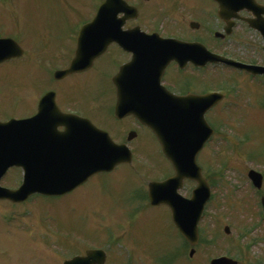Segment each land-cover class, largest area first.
Masks as SVG:
<instances>
[{
    "label": "rangeland",
    "instance_id": "1",
    "mask_svg": "<svg viewBox=\"0 0 264 264\" xmlns=\"http://www.w3.org/2000/svg\"><path fill=\"white\" fill-rule=\"evenodd\" d=\"M100 1L0 0V33L24 32L20 42L28 45L26 50L32 52H39L41 42H51L53 50L62 49L69 46L70 29L77 25V21L92 17ZM74 9L84 15H73ZM232 50L235 55L246 56L243 47L240 51ZM247 53L249 55L250 51ZM27 58L29 56L23 59L24 62L0 67L2 106L12 112L24 108L22 100L27 101L32 94L46 87L44 70ZM102 63L110 69L109 58ZM225 76L237 82L238 92L234 94L233 87H228L229 97L222 113H214L226 117L228 122V128L224 129L225 133L228 131L225 143L223 134L219 133L200 154L204 170L208 171V166L213 165V168L223 167L224 174L212 188L215 199L206 207L202 219L209 240L199 250L197 263L190 261L188 253L183 260L179 259L183 242L166 208L131 206V200L138 202L134 194L140 189L139 181L126 169H119L60 198L35 197L29 204L18 208L1 203L0 264H63L67 258L85 251L86 246L93 248L97 244L112 251L111 264H129V254L135 257L132 264H168L171 261H176L174 264L187 261V264H208L210 258L229 253L237 255L236 251H250L242 256V264H256L258 259L264 261L262 207L248 178L250 169L264 173V90L246 76L228 71ZM238 95H241L239 100ZM134 145L152 166L162 170L167 168L154 139L146 135ZM218 158L221 159L216 160ZM16 173L10 171L2 185L14 188L17 180L20 179L21 183L23 175L21 171ZM194 187L195 183H188L182 194H190ZM225 225L231 227L230 235L225 234ZM110 238L114 241L119 238L122 242L112 247L106 242ZM253 239L260 240L247 250ZM125 256L127 261L120 262L119 259Z\"/></svg>",
    "mask_w": 264,
    "mask_h": 264
},
{
    "label": "flooded vegetation",
    "instance_id": "2",
    "mask_svg": "<svg viewBox=\"0 0 264 264\" xmlns=\"http://www.w3.org/2000/svg\"><path fill=\"white\" fill-rule=\"evenodd\" d=\"M136 12H131L124 22L126 32L139 30L147 34H158L162 39H173L182 42L183 47L176 49L185 62L172 61L166 67L157 84L155 79H148L138 84L147 86L160 85L179 96L189 94L210 93L212 80H218L221 86L226 66L211 64V54L227 56L235 54L234 46L228 45L227 37L217 34L232 31V36L240 32L241 41H245L250 33V60L252 64L264 65V0H126ZM124 14L119 17L123 18ZM251 26H250V23ZM78 24L70 29L69 46L53 50L51 42H47L41 55L33 50L30 60L36 63L41 58L40 69L44 70L46 87L39 93L32 94L27 101L22 100L24 108L17 110L18 118H33L39 111L41 100L49 95L50 111L58 132H66L62 114L72 120L82 118L107 131L117 143L133 144L142 141L146 135L156 141L153 133L134 116L119 119L116 108L120 90L130 92L132 86L131 73L124 76L123 82H117L121 68L129 64L134 55L141 51L138 48H122L112 43L108 52L96 60L93 67L80 72L71 73L57 80L54 74L58 70H66L75 58L77 50ZM231 37V36H230ZM60 41V40H58ZM191 47L192 49H189ZM154 52L153 49L146 50ZM235 56V55H234ZM110 59V69L102 62ZM237 60L245 59L235 57ZM198 63L203 64H196ZM208 61V62H207ZM242 61V60H239ZM144 77V76H143ZM157 77V74H156ZM119 85L125 86L120 88ZM56 108V109H55ZM60 118L58 119V114ZM5 114L10 116L5 110ZM4 108L0 105V120L3 119ZM72 126V123H69ZM139 181V190L135 198L139 202L149 200L148 186L153 181H161L171 176L159 170L135 168L130 169ZM150 171V173H149ZM142 172L148 174L142 175ZM110 174L96 176L103 177ZM146 182H148L146 184ZM143 187H141V184ZM146 187V192H145Z\"/></svg>",
    "mask_w": 264,
    "mask_h": 264
},
{
    "label": "water",
    "instance_id": "3",
    "mask_svg": "<svg viewBox=\"0 0 264 264\" xmlns=\"http://www.w3.org/2000/svg\"><path fill=\"white\" fill-rule=\"evenodd\" d=\"M126 10L127 7L123 0H106L100 6L96 18L81 32L77 64H85L87 61L92 63L113 41L124 44L127 38L120 31L116 15ZM166 46L172 47L170 44ZM85 50L90 51L86 53ZM21 55H23V50L16 42L10 39H0V63ZM224 61L252 74L264 73V67H255L226 59ZM152 63V60L138 54L133 63L126 66L123 71L136 72L138 65H142L141 71H149L148 65ZM168 99V102L164 101L168 103V109L161 101H154L152 104L155 108L153 109L146 108L131 112L137 114L140 120L154 131L177 173L175 178L151 186L152 202L168 204L172 209L176 225L186 238L196 243L198 240L197 225L203 208L210 198L209 187L201 175L196 160L204 145L213 135L212 128L206 122L205 114L222 99V96L211 94L179 98L171 95ZM150 102L151 100L145 104ZM31 122L33 121H12L1 125L0 180L12 166L23 167L25 179L24 184L18 190H9L0 186V199L23 202L35 193L61 195L78 187L91 175L112 170L118 164L129 161L131 157L126 146L114 144L103 134L97 132L93 133L94 138H86L84 135L82 140H77L76 144L80 143L82 147L81 155L79 154L81 149L77 154L68 155L62 147L63 152H59L58 155L48 158L38 156L42 153L36 154V157H30L29 152L32 147L38 145L39 142L43 144V141H33L29 136L27 138V134L29 135L38 125ZM250 177L256 186H262L261 174L251 171ZM185 178L196 180L199 184L190 201L177 194ZM96 255V251L88 253L89 259ZM67 264H80V261L76 259ZM213 264L236 263L228 259H219Z\"/></svg>",
    "mask_w": 264,
    "mask_h": 264
}]
</instances>
